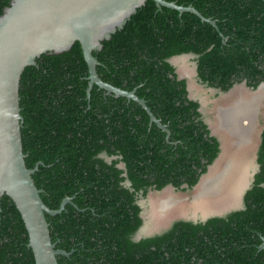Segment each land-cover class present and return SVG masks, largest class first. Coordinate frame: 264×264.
Masks as SVG:
<instances>
[{"label": "trees", "instance_id": "16d2710c", "mask_svg": "<svg viewBox=\"0 0 264 264\" xmlns=\"http://www.w3.org/2000/svg\"><path fill=\"white\" fill-rule=\"evenodd\" d=\"M165 1L191 5L215 26L147 0L93 56L99 78L135 90L168 133L133 100L97 85L87 94L79 42L42 54L21 75L25 165L40 163L32 179L49 209L71 200L59 214L45 215L55 248L69 254L57 256L58 264H264V129L260 168L243 209L204 223L176 220L160 234L134 240L142 225L138 197L168 185L191 189L220 152L199 103L188 97L187 79H179L169 60L195 55L198 81L223 92L264 81V0ZM10 2L0 0V16ZM0 264H34L21 216L6 195Z\"/></svg>", "mask_w": 264, "mask_h": 264}, {"label": "water", "instance_id": "95a60500", "mask_svg": "<svg viewBox=\"0 0 264 264\" xmlns=\"http://www.w3.org/2000/svg\"><path fill=\"white\" fill-rule=\"evenodd\" d=\"M146 1L11 0L9 6L3 10L0 16V199L3 195L8 196L19 212L27 231L28 246L32 250L34 264H58L57 256H69L65 251L56 249L55 244L52 243L45 215L59 214L71 200L65 198L57 210L49 209L41 200V190L37 189L32 179V174L40 163L38 162L33 169H28L25 165L21 140L23 118L19 106L21 75L26 67L35 66L36 59L42 54H60L68 51L75 42H79L89 72L87 94L89 95L93 85H97L108 95L112 94L114 97L133 100L146 110L151 123H155L168 133L166 126L155 118L145 101L135 94V90L125 91L103 82L99 78L96 71V66L99 63L93 56L94 51L101 50L102 42L109 40L117 30L122 29ZM153 1L158 8L167 7L177 10L179 13L190 12L197 15L202 21L215 26V21L203 17L191 5L184 7L165 0ZM194 57L193 54H183L172 57L169 62L175 67L177 60H191ZM180 70L178 68L176 71L179 79L186 78L188 81L189 76ZM237 85L235 84L226 92H221L222 95L229 96ZM241 87L251 91L252 95H259L264 92V81L256 88L246 87L245 82H242ZM188 89H190L189 86ZM210 91L214 90L210 89ZM262 100L264 101L263 96L258 98L256 112L262 107ZM234 137L236 138L234 147L237 149H245L251 144L256 149L257 140L252 142V138H247V136L242 139L238 132L234 133ZM222 152L221 143L219 155L191 189V192L183 193V199L178 197L166 206L161 205L159 201L157 207L154 206L153 209H145L142 206L143 202H139L143 209L140 212L142 225L137 231L136 239L160 234L168 229L171 222L175 220L204 223L210 218L223 217L232 211L242 209V197L251 187L253 175L259 167L256 163V152L251 164L247 160L243 165L238 161L234 162L238 165H234L231 172L236 173V176L228 175L223 180V182L230 183L227 189L225 187L220 193L218 188L217 191L210 192L206 196L197 197L201 183L213 175L215 166L223 159ZM238 183L241 184V187L238 188L237 195L231 193ZM126 185L129 186V182H126ZM168 189L173 190L169 186L161 191H150L149 193H162ZM228 190H231L230 193ZM224 193L227 194L224 195ZM184 203L188 204V209H199L200 207L201 214L187 217L175 215L166 219L167 221L162 219L170 214L167 211L168 208ZM260 249L264 251V240Z\"/></svg>", "mask_w": 264, "mask_h": 264}, {"label": "rangeland", "instance_id": "374dc122", "mask_svg": "<svg viewBox=\"0 0 264 264\" xmlns=\"http://www.w3.org/2000/svg\"><path fill=\"white\" fill-rule=\"evenodd\" d=\"M176 63H177L176 66H178V68L181 69L180 72L186 73L189 76L188 77V84H189V87H190L189 92L193 96H195L197 99L199 98L202 101L201 103L204 104L203 112H204V114H206V118L209 120L210 124L212 125L211 127H213L215 129V132L218 133V135H220L221 138H222L223 159L217 165V167L215 166V168L213 170L214 171L213 174H217V172H219V170H221V168L223 166V163L226 162L228 159H232L233 158L235 160L234 161L232 159L234 162L238 161L241 165L244 164L245 160L249 161V164H251L252 161H253V158H254V153H255V148L252 146V144H251V146L249 145V147H247L246 150L245 149H237L236 147H234L232 145V143H231L232 141H230V139L227 138L228 136L225 134L224 130L221 129L220 127L218 128L217 119L215 118L214 109H215V107L217 105H219V104H217L218 101H220L219 103H221V101L225 102V100H228V102H230V97H231L232 94H230L229 96H224V95L217 96L216 94H214L213 91H210L209 89L205 88L201 84H198L196 79H195V77H194V75H192L193 63H192L191 60H188V59L177 60ZM185 70L188 71V72H186ZM234 89H235L234 90L235 92H238V93L242 92L245 95V97L246 96L249 97V96L252 95L251 91H247L246 88L241 87V85L240 86L237 85ZM232 93H234V92L232 91ZM261 104H262V107H263L262 109L264 110V101ZM254 124L257 126L256 129H255L256 130V134L260 133V129L262 128V126L264 124V118L258 121V117L256 116ZM219 130H222V131H219ZM242 155H243V157H242ZM234 165H238V164H234ZM235 174L236 173L231 172V174H229V176L230 177L236 176ZM225 194L226 193H224V195ZM235 194L237 195V192ZM169 196L175 197L176 199L178 197L183 199L184 195H183L182 192H177V191H174L172 189L171 190L170 189L165 190L162 193L151 192L147 196L148 208L149 209L150 208L153 209L154 206L157 207V204L159 203L160 199H163L165 197L167 198ZM236 198H237V196H236ZM188 207L189 206H188L187 203H184V204H181V205L178 204V205H175L174 207L172 206V207L168 208V210H167L170 214H167L162 219L163 220L170 219L169 217L172 218L175 215L178 216V217H182V216L187 217L189 215L193 216L195 214H198V216H199L201 214V212H202V209L200 207H199V209H188Z\"/></svg>", "mask_w": 264, "mask_h": 264}, {"label": "bare ground", "instance_id": "6f19581e", "mask_svg": "<svg viewBox=\"0 0 264 264\" xmlns=\"http://www.w3.org/2000/svg\"><path fill=\"white\" fill-rule=\"evenodd\" d=\"M261 96L264 97V92L260 93L259 95H251L249 97H245L242 92L233 93L230 97V102L228 103L229 105L225 106V108L223 109H218L217 116L219 119V127L224 131L238 132L242 139H244L245 135L247 136V138H249L253 132H256L255 129L257 126L254 124V120L257 114L256 109L259 103L258 98H261ZM233 168L234 161L232 159H228L226 162H224L221 170H219L217 174L211 175L201 183V187L199 188L197 197L206 196V194L210 192L217 191L218 188L221 193L225 189V182H223V180L231 173ZM239 187H241L240 183L234 186L231 193H236ZM228 193H230V190H228ZM173 200H176V198L169 196L165 199H161L160 203L161 205L166 206Z\"/></svg>", "mask_w": 264, "mask_h": 264}, {"label": "flooded vegetation", "instance_id": "af4514ba", "mask_svg": "<svg viewBox=\"0 0 264 264\" xmlns=\"http://www.w3.org/2000/svg\"><path fill=\"white\" fill-rule=\"evenodd\" d=\"M193 63V67H194V69H193V75H194V77H195V79H196V81H197V83L198 84H201L202 86H204L205 88H207V89H212V90H214L213 92H214V94H216L217 96H221L222 95V93L221 92H223V91H221L220 89H215V88H213V87H208L206 84H202V83H200L199 81H198V79H197V72H196V64H195V62H192ZM176 67V66H175ZM178 67V66H177ZM177 70H178V68H176ZM176 70V71H177ZM243 82H245V81H243ZM242 84V82L241 83H238V85H241ZM245 84H246V82H245ZM188 86H189V84H188V81H187V89H188ZM234 86V85H233ZM232 86V87H233ZM231 87V88H232ZM236 87V86H235ZM234 87V88H235ZM246 87H248V88H250L249 86H247V84H246ZM233 88V90H235ZM234 93H235V91H233ZM188 97L190 98V99H192V100H195V101H197L198 103H199V111H200V113L202 114V117H203V120H204V122H205V124H206V126H207V129L209 130V134L211 135V136H214V137H216L217 138V140L219 141V145H221V143H222V138H221V136L220 135H218V133H216L215 132V129L213 128V127H211L212 125L210 124V122H209V120L206 118V114H204V112H203V108H204V104H202L201 102V100L198 98H196L195 96H193L190 92H189V89H188ZM233 94V93H232ZM223 100V99H222ZM220 101H218V103L217 104H219V105H217L216 107H215V109H214V113H215V118H217V122H218V128H219V119H218V109L219 108H225V106H227V105H229L228 103V100H225V102L223 103V101H221V103H219ZM263 107H260V110L257 112V114H256V116L258 117V121L259 120H261V119H263L264 118V110L262 109ZM263 110V111H262ZM216 111V112H215ZM217 113V114H216ZM217 128V129H218ZM263 129H264V124H263V126H262V128L260 129V133H258V134H256V132H253L252 133V135L250 136V138H252V142H254L255 140H257V144H256V149H255V152H256V163H257V151H258V148H259V145H260V142H261V133H262V131H263ZM219 131H222V130H219ZM224 132H226L225 134L228 136L227 138L229 139L230 138V140L232 141L231 143H232V145L233 146H235L236 144H235V140H236V138L234 137V131H231V133L230 132H227V131H224ZM233 133V134H232ZM246 136V135H245ZM257 136V137H256ZM232 138V139H231ZM220 147V146H219ZM245 150H246V148H245ZM258 164V163H257ZM217 167V166H216ZM259 168H260V166L258 167V169H257V171L254 173V175H253V179H254V176H255V174L259 171ZM201 178V177H200ZM200 180V179H199ZM199 182V181H198ZM230 182V181H229ZM227 182H225L224 184H225V187H226V189L230 186V183H227ZM169 186H171V185H168L167 187H169ZM172 188H173V190L174 191H177V192H182V193H187V192H191V189L193 188H191V189H187V186L186 185H183V186H181V189H179V190H177L176 188H174L173 186H171ZM182 189H184V190H182ZM186 189V190H185ZM149 194V193H148ZM148 194H147V196H148ZM244 196V195H243ZM147 197L144 199V198H141V197H138V200H137V204L139 205V207L141 208V211L143 210L142 209V206L145 208V209H147L148 208V202H147ZM143 202L142 203V206L140 205V203L139 202ZM242 205H243V207H244V201H243V197H242ZM243 207H242V209H243ZM241 210V209H240ZM176 221V220H175ZM174 222V221H173ZM173 222H171V224H170V226L172 225V223ZM170 226H169V228H170ZM141 227V226H140ZM168 228V229H169ZM143 238V237H142ZM142 238H140V239H142ZM140 239H136V236L134 237V240H140Z\"/></svg>", "mask_w": 264, "mask_h": 264}]
</instances>
